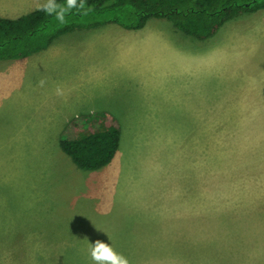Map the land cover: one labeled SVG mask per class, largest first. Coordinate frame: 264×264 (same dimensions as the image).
<instances>
[{
  "label": "rangeland",
  "instance_id": "rangeland-1",
  "mask_svg": "<svg viewBox=\"0 0 264 264\" xmlns=\"http://www.w3.org/2000/svg\"><path fill=\"white\" fill-rule=\"evenodd\" d=\"M212 40L184 47L172 87L119 83L104 103L114 114L78 112L77 89L63 97L65 86L55 84L46 109L60 116L68 106L75 114L69 124L56 119V129H43L49 139L56 133L53 144L6 134L0 264H95L96 240L129 264H264V39L229 51L230 58L214 54L213 74L200 69L197 77L198 60L217 49ZM44 75L43 91L60 81ZM22 110L30 115L35 106ZM28 120L22 113L21 122ZM111 126L127 139V151L96 173L69 170L79 169L57 142Z\"/></svg>",
  "mask_w": 264,
  "mask_h": 264
},
{
  "label": "crops",
  "instance_id": "crops-1",
  "mask_svg": "<svg viewBox=\"0 0 264 264\" xmlns=\"http://www.w3.org/2000/svg\"><path fill=\"white\" fill-rule=\"evenodd\" d=\"M45 2L46 0H0V16L17 19L39 10L38 6ZM251 14H255L252 22L240 21ZM238 17L223 25V33L218 32L211 37L214 39L211 42L217 44V49L213 51L211 48V52L205 53L198 60V67H195L197 77L202 75L200 69L207 76L213 74L214 54L221 58L228 54L230 58L229 51L239 52L251 47L257 40L264 39L260 37L264 35L261 28L264 27V10L245 13L239 19ZM193 39L195 38L180 32L171 21L152 18L141 30H127L116 24L92 30L77 29L61 36L38 54L18 60L0 61V143L5 141L6 134L13 141L14 137L22 139L24 135L30 143L43 139H46L44 144L56 142L52 140L57 139L56 133L49 139L45 137L43 129H56L58 126L52 122L56 119L69 124L75 113L71 116L68 106L61 111L60 116L54 115L52 106L46 109L47 105H53L52 88L55 84L62 85L60 91L65 86L63 97L69 95V90L77 89L78 112L110 114H114L116 108L104 103L116 92L121 82H142L145 89L150 90L161 86L164 88L165 84L172 87L181 72L180 60L185 55L184 47L190 50L191 45H199L200 40ZM59 57L61 59L57 62ZM185 58L191 64V54ZM119 60L122 65L121 72L117 70ZM59 63L63 65L60 67ZM46 72H49L50 78L57 76L60 81L49 83L48 91H43L44 84L39 87L37 85L46 78ZM30 73H37L36 78ZM31 85L38 89L30 88ZM26 86L29 88L25 89ZM22 106H35V110L27 115ZM22 113L29 118L28 121L21 122ZM61 141L57 143L61 144ZM120 142L118 151L125 153L129 145L122 132ZM75 169L77 168H69L81 176L86 172L100 170ZM21 176L23 175L18 177ZM172 207L178 210L177 206Z\"/></svg>",
  "mask_w": 264,
  "mask_h": 264
},
{
  "label": "trees",
  "instance_id": "trees-1",
  "mask_svg": "<svg viewBox=\"0 0 264 264\" xmlns=\"http://www.w3.org/2000/svg\"><path fill=\"white\" fill-rule=\"evenodd\" d=\"M66 2L56 0L58 5L66 6ZM85 4L90 9L86 15L73 8L64 24L41 10L17 19L0 16V61L38 54L77 29L116 24L127 30H141L152 18L167 19L183 34L206 40L235 17L264 10V0H85ZM120 139V129L111 126L83 138L63 139L60 146L78 168L94 171L114 160Z\"/></svg>",
  "mask_w": 264,
  "mask_h": 264
},
{
  "label": "clouds",
  "instance_id": "clouds-1",
  "mask_svg": "<svg viewBox=\"0 0 264 264\" xmlns=\"http://www.w3.org/2000/svg\"><path fill=\"white\" fill-rule=\"evenodd\" d=\"M39 10L44 11L47 15H54L55 19L61 24L66 23V15L73 8L77 9L78 13L87 14L85 0H67L66 6L58 5L56 0H46L42 5H39ZM44 81H40L43 86ZM91 259L95 264H129V261L122 254L117 253L114 248L101 240H96L90 248Z\"/></svg>",
  "mask_w": 264,
  "mask_h": 264
}]
</instances>
